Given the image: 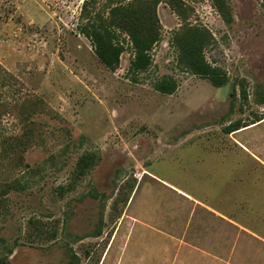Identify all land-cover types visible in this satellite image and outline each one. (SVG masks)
<instances>
[{"label": "rangeland", "instance_id": "rangeland-1", "mask_svg": "<svg viewBox=\"0 0 264 264\" xmlns=\"http://www.w3.org/2000/svg\"><path fill=\"white\" fill-rule=\"evenodd\" d=\"M195 29L225 86L179 68ZM134 32L159 33L136 75ZM262 97L264 0H0V264H264Z\"/></svg>", "mask_w": 264, "mask_h": 264}, {"label": "trees", "instance_id": "trees-1", "mask_svg": "<svg viewBox=\"0 0 264 264\" xmlns=\"http://www.w3.org/2000/svg\"><path fill=\"white\" fill-rule=\"evenodd\" d=\"M84 35L91 41L94 52L101 63L107 69L115 70L123 52V47L120 45L115 32L106 26L102 20L96 19L94 21L90 20L86 25ZM158 36V32H153L148 36H142L136 32L130 33L134 58L130 63L129 72L136 75L140 72H145L153 65L152 51L159 42ZM177 42V64L181 70L206 79L211 85L218 88L228 83L226 75L206 60L205 49L212 44L211 37L208 36L206 31L195 29L190 36L180 37ZM132 79L137 81L135 77ZM154 88L162 94L172 95L177 91L178 85L174 78L163 77L154 84ZM260 103L264 104V97H262ZM243 127L239 122H232L224 128V131L227 134H232ZM93 159V155L83 157L82 169L89 166ZM83 172L84 170L81 171V174ZM90 196L98 199L99 197H105V194H99L94 190ZM100 235L101 230H98L95 236L98 237ZM79 260V257L73 254L69 264H79Z\"/></svg>", "mask_w": 264, "mask_h": 264}]
</instances>
